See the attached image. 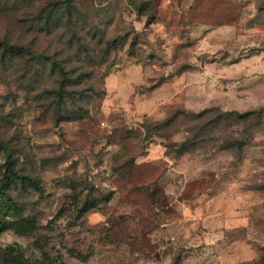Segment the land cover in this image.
I'll return each instance as SVG.
<instances>
[{"label": "rangeland", "instance_id": "374dc122", "mask_svg": "<svg viewBox=\"0 0 264 264\" xmlns=\"http://www.w3.org/2000/svg\"><path fill=\"white\" fill-rule=\"evenodd\" d=\"M62 1L0 0V264H261L264 35Z\"/></svg>", "mask_w": 264, "mask_h": 264}, {"label": "crops", "instance_id": "0c3cea01", "mask_svg": "<svg viewBox=\"0 0 264 264\" xmlns=\"http://www.w3.org/2000/svg\"><path fill=\"white\" fill-rule=\"evenodd\" d=\"M157 2L171 5L174 10H189L192 4L198 6L200 14H207L206 19H200V27L205 32L225 27L229 36L264 35V0H155ZM220 13L226 15L225 21H217Z\"/></svg>", "mask_w": 264, "mask_h": 264}, {"label": "trees", "instance_id": "16d2710c", "mask_svg": "<svg viewBox=\"0 0 264 264\" xmlns=\"http://www.w3.org/2000/svg\"><path fill=\"white\" fill-rule=\"evenodd\" d=\"M63 4L66 11V14H71L72 12V7L70 5V0H63L59 5ZM74 10V9H73ZM65 15V14H64ZM66 16V15H65ZM5 169L8 172V175H5L2 177L0 180V196L4 198V202H8L10 200V197L7 192V188L10 185V183L13 182H21L23 183L25 178L20 177L19 175L15 174L12 168V165L9 161H6L5 163ZM89 208H92V206L87 207L86 205L82 208L83 211L88 210ZM31 223L29 221L23 220V219H16V220H11L7 221L5 218L0 217V232L5 230V229H12L15 233L19 235H25L27 234L30 229H31ZM261 264H264V260L262 261Z\"/></svg>", "mask_w": 264, "mask_h": 264}]
</instances>
